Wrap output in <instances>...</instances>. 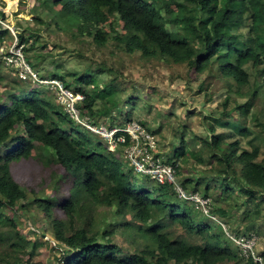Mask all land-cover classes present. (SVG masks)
Returning <instances> with one entry per match:
<instances>
[{"label":"trees","instance_id":"obj_1","mask_svg":"<svg viewBox=\"0 0 264 264\" xmlns=\"http://www.w3.org/2000/svg\"><path fill=\"white\" fill-rule=\"evenodd\" d=\"M42 4L45 9L32 14L33 26L15 29L17 44L34 69L40 66L39 50L65 49L76 32L47 18L55 15L67 17L83 47L89 40L90 50L80 54L89 60L84 71L62 75L54 70L58 61L51 60L53 70L46 69L40 76L58 78L83 93L78 107L92 124L111 128L136 120L132 111L137 89L133 86L132 95L122 94L129 74L118 58L125 54H137L143 67L154 61L182 64L197 75L222 78L229 87L244 88L243 95L249 99L235 103L221 113L224 116L239 112L245 117L254 99L264 100V0H42ZM55 6L59 7L56 13H47L54 12ZM0 17L4 18L2 10ZM110 17V29H104ZM118 21L123 33L112 27ZM7 35L9 30L0 26V43ZM10 75L15 80L0 98V245L10 250L8 264H23L21 252L26 250L32 258L39 243L15 229V220L5 214L16 205L50 217L55 239L72 252L61 257L63 264H264V251L259 253L255 247L261 261H254L226 237L216 221L227 217V210L210 198V188L220 189L223 200L236 204L238 198L237 205L248 210L246 220L252 218L253 209L259 214L252 231L264 223L262 140L255 136L257 141L250 140L248 150L230 140L231 133L215 129L216 125L232 126L247 136L250 133L246 134L242 123L214 117L204 136L188 141L182 133L180 147L172 146L165 159L175 166V179L186 192L208 200L210 218L193 201L178 198L171 184L137 176L121 157L127 141L115 151L107 149L63 111L52 93L49 96L39 86ZM227 102L226 96L224 106ZM138 122L155 135L161 125L150 129L145 121ZM185 155L191 158L190 175H183L174 160ZM30 158L50 170L46 192L27 190L11 173V162ZM54 166L62 167L64 173ZM112 208L120 221L104 217ZM38 215L36 219L42 221ZM118 227L134 232L142 239V247L125 254L110 239ZM183 231L192 241L181 236Z\"/></svg>","mask_w":264,"mask_h":264},{"label":"rangeland","instance_id":"obj_2","mask_svg":"<svg viewBox=\"0 0 264 264\" xmlns=\"http://www.w3.org/2000/svg\"><path fill=\"white\" fill-rule=\"evenodd\" d=\"M43 7L42 0H0V10L4 13V18L0 17V26L10 32V35L3 38V45L9 46L10 42H12L13 46L15 43L13 33L16 35L15 29L33 26L32 14L38 8L41 9ZM58 9L59 7L55 6L53 8L54 12L46 11L53 14ZM47 18H51L52 22L57 23L61 28L65 26L72 27L76 32V38L67 41L65 49L49 46L46 49L39 50L37 53H40L41 61L40 66L35 68V70L39 75L44 74L46 69L53 70L51 60H57L59 67L54 70L62 75L68 72L84 71L89 64V60L80 54H87L90 50L91 46L87 43L89 40H85L86 45L83 47L81 37L75 27L69 23L66 16L59 18L58 15H55L53 18ZM110 21H112L111 17L103 25L104 29H110ZM112 27L118 33L124 32L123 24L120 21L114 26L112 25ZM245 31L246 28L243 27L242 32ZM135 55L137 54H125L118 58L122 67L129 74L127 78L129 85L124 87L122 94L125 96L132 95L131 92H133L134 86L137 91L134 93L136 105L133 107V116L138 121H145L146 126L150 129H156L158 124H161L156 132L157 154L160 157L166 159L171 154L172 146L173 149L180 147V135L182 133L184 139L188 141H194L196 135L204 136L206 128L213 124L214 117L224 121L235 122L239 126L242 123L243 127L247 129L246 134L250 133L247 136L235 131L232 126L222 127L216 125L215 129L216 132L231 133L230 140H237L240 148L243 147L248 150L251 149L249 141L256 142L255 136H257L262 140L259 158L264 156V100L262 97L252 101L251 108L245 117H242L239 112L224 116L221 113L229 110L235 103H244L249 99L248 96L243 95L244 88L229 87L223 82L222 78L197 75L193 70H188L182 64L171 62L169 65H161L154 61L151 65L143 67V64L136 59ZM130 61L133 64L132 66L129 64ZM10 74H14V71L0 60V98L2 99L4 98V93L8 91L7 88L11 86V82L15 80ZM30 85L33 86V84ZM141 86L146 87L142 89ZM39 88L48 93L49 96L51 95L45 87L39 86ZM239 91H241V96ZM226 96L228 102L224 106L223 103ZM208 115L211 116L205 119L204 117ZM90 132L99 140L101 139L97 134ZM174 160L182 168L181 172L183 175H190L192 172L190 171L191 158L188 155ZM54 168L58 169L57 172L59 174L64 173L62 167L54 166ZM10 169L14 179L29 191L46 192L49 183H51L49 179L50 170L42 167L34 158L13 161L10 164ZM210 193L211 201H214L213 203L217 205L222 204L227 210V217L219 218L216 221L217 224L222 223L223 231L228 230L235 235L254 233L257 236L256 250L259 253L264 251V223L259 229L251 230L253 225H258L259 214L255 213L253 209L252 218L246 220L244 216L248 214V210L237 205L239 204L238 198H236L237 203L235 204L233 200H223L222 197L224 195L220 189L210 188ZM113 211V208L109 209L105 212L104 217L109 222L113 220L120 221L121 218L119 216H113ZM5 214L15 220V229L29 239L39 242L36 254L32 258L29 256L28 250L21 252L23 264H63L64 260L61 257L65 259L71 255L72 252H67L66 246L55 239L49 225L51 219L48 215L42 214L38 210L26 211L18 205L15 208L6 210ZM36 214H39L38 217H41L42 221L36 219ZM208 217L212 218L211 215ZM126 218L130 220L129 215ZM116 229L117 231L110 239L118 244L125 254L132 253L134 249L142 247V239L136 236L134 232L122 227ZM181 236L187 242L192 241L191 235L184 231L181 232ZM9 251L8 247L0 245V264H8L6 262V254Z\"/></svg>","mask_w":264,"mask_h":264},{"label":"built area","instance_id":"obj_3","mask_svg":"<svg viewBox=\"0 0 264 264\" xmlns=\"http://www.w3.org/2000/svg\"><path fill=\"white\" fill-rule=\"evenodd\" d=\"M13 35L15 37L13 46L12 42L9 46L3 45V42L0 43V60L9 66L19 79L45 87L54 95L56 103L62 107L63 111L75 123L97 134L107 149L115 151L119 144L127 141L123 145L121 157L136 175L148 177L158 184H171L178 198L193 201L204 214L210 215L208 200L197 193L186 192L175 179V166L172 163H167L157 154L158 142L155 134L147 131L137 120H131L123 126L111 128L103 123L92 124L89 117L83 116L78 107V104L84 99L83 93L66 87L58 78L41 77L27 61L22 46L17 44V36L14 33ZM126 136H128V140ZM224 232L227 238L238 246L242 255L251 254L254 261H261V258L255 254L256 234L235 235L228 230Z\"/></svg>","mask_w":264,"mask_h":264}]
</instances>
